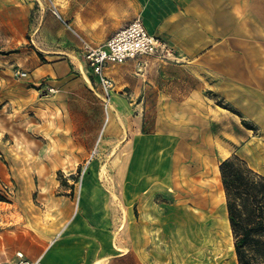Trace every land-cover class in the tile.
<instances>
[{"label": "rangeland", "instance_id": "1", "mask_svg": "<svg viewBox=\"0 0 264 264\" xmlns=\"http://www.w3.org/2000/svg\"><path fill=\"white\" fill-rule=\"evenodd\" d=\"M28 4L29 15L22 7ZM56 5L0 0V59H15L8 72L0 66V261L14 264L18 252L36 261L61 237L92 228L112 239L113 260L130 250L144 254L145 264H207L218 257L214 241L224 238L227 263L238 264L219 167L239 156L264 175L248 150L264 147V78L251 70L241 91L212 89L165 112L114 111L97 145L95 125L106 112L95 118L73 111V100L38 76L45 58L33 24L41 13L57 17ZM10 20L11 31L4 24ZM262 37L243 32V62L258 49L264 54ZM213 189L221 199L219 218L210 204L201 206ZM203 211L211 217L199 225Z\"/></svg>", "mask_w": 264, "mask_h": 264}, {"label": "crops", "instance_id": "2", "mask_svg": "<svg viewBox=\"0 0 264 264\" xmlns=\"http://www.w3.org/2000/svg\"><path fill=\"white\" fill-rule=\"evenodd\" d=\"M56 6L59 16L41 13L33 24V41L39 43L45 58L37 66L38 76L47 81L46 87L57 85L59 95L70 97L76 106L73 111L95 113V118L106 112L95 125L97 145L114 111L165 112L189 97H204L212 89L218 94L241 91L242 80L247 78L244 74L250 76L251 70L258 79L264 78L261 50L254 57L246 56L245 63L242 57L244 31L261 33L264 39V0H57ZM22 7L29 15V4ZM241 16H248L249 24L243 25ZM139 17L150 33L169 44L177 63L147 57L109 65L105 73L114 89L106 107L84 58L83 44H103ZM28 23L26 32L31 27ZM4 24L10 31L16 29L12 20ZM14 62V57L0 59V66L8 72ZM143 125L138 127L140 133ZM205 198L202 208L210 204ZM114 250L112 239L97 237L89 228L61 237L37 259L39 264H145L144 254L130 250H126L128 256L124 253L113 260Z\"/></svg>", "mask_w": 264, "mask_h": 264}, {"label": "trees", "instance_id": "3", "mask_svg": "<svg viewBox=\"0 0 264 264\" xmlns=\"http://www.w3.org/2000/svg\"><path fill=\"white\" fill-rule=\"evenodd\" d=\"M238 264H264V175L239 156L219 167Z\"/></svg>", "mask_w": 264, "mask_h": 264}, {"label": "built area", "instance_id": "4", "mask_svg": "<svg viewBox=\"0 0 264 264\" xmlns=\"http://www.w3.org/2000/svg\"><path fill=\"white\" fill-rule=\"evenodd\" d=\"M53 13L59 16L55 6ZM82 52L92 75L98 81L106 107L112 100L114 88L113 81L105 73L109 65L147 57L161 61H177L169 44L150 33L140 17L121 28L103 44L95 46L85 42ZM20 75L25 77L27 73ZM0 264L7 263L0 261ZM14 264H39V260H31L24 253L18 252Z\"/></svg>", "mask_w": 264, "mask_h": 264}, {"label": "bare ground", "instance_id": "5", "mask_svg": "<svg viewBox=\"0 0 264 264\" xmlns=\"http://www.w3.org/2000/svg\"><path fill=\"white\" fill-rule=\"evenodd\" d=\"M108 120V119H107ZM251 155V160L258 165L259 167H262L264 169V147H258L255 146H251V149H248ZM145 161V160H144ZM258 163V164H257ZM253 167V166H252ZM215 184L212 183V186H214ZM205 198V197H204ZM206 198L210 199V206H211V215L215 214V216L217 218L220 217V204H221V199L219 198V195L216 194V191L213 189L212 190V194L211 196L208 197V195L206 196ZM205 198V199H206ZM202 215V217L199 219V225H204L206 224V222L208 221V219L211 217L208 213H200ZM226 223V222H224ZM203 230L200 228V231ZM203 233L201 231L200 235L199 233L196 234L198 237H203L201 236ZM196 236V237H197ZM221 237H223V234H221ZM202 242V241H201ZM200 242V243H201ZM214 245L216 247L215 249V254L218 256L216 259L215 258H210L209 260H207V264H228L227 260H228V252H227V243L224 241V238H221V240H216L214 241ZM203 244V242L201 243ZM203 255V254H201ZM230 255V254H229Z\"/></svg>", "mask_w": 264, "mask_h": 264}]
</instances>
